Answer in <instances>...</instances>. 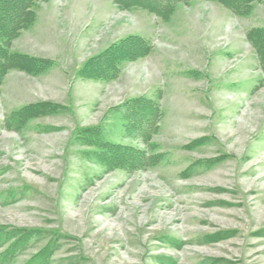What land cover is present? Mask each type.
Segmentation results:
<instances>
[{"label": "rangeland", "instance_id": "obj_1", "mask_svg": "<svg viewBox=\"0 0 264 264\" xmlns=\"http://www.w3.org/2000/svg\"><path fill=\"white\" fill-rule=\"evenodd\" d=\"M33 12L11 50L51 65L0 83V252L15 229L43 232L7 264L47 245L46 264H264V71L248 38L264 27V0L235 13L189 0L163 14L39 0ZM119 41L111 59L127 58L113 77L81 75L86 61L103 73ZM134 98L160 109L147 139L125 118ZM41 101L39 116H10ZM98 139L147 162L106 159Z\"/></svg>", "mask_w": 264, "mask_h": 264}, {"label": "trees", "instance_id": "obj_2", "mask_svg": "<svg viewBox=\"0 0 264 264\" xmlns=\"http://www.w3.org/2000/svg\"><path fill=\"white\" fill-rule=\"evenodd\" d=\"M39 0H0V83L2 82L5 74L11 69L23 70L28 73H39L45 71L51 65L48 59L40 57L30 56L28 54L11 50V41L18 36L22 28L28 26L34 18L33 7ZM118 6L122 8H134L140 7L148 9L151 12L157 14H163L166 11L172 9L178 3L188 2L189 0H113ZM222 3L227 9L232 12H240L245 9L250 3L255 0H216ZM14 6V15L12 18L5 17L4 12L11 11L10 7ZM15 7H17L15 9ZM13 12V11H12ZM2 16V17H1ZM249 40L253 43L261 69L264 71V27L254 28L249 31ZM129 41H119L111 46L107 51L102 54V59L99 61L103 66V73L95 71V65L90 62L83 65L81 69V75L88 77L98 78H111L116 74L117 63L121 60H125L126 56L113 57V52L123 53V49L126 47ZM144 40L140 39L138 44L143 45ZM123 50V51H122ZM122 51V52H120ZM116 56V55H115ZM103 59L105 61H103ZM111 60V61H110ZM110 61V62H109ZM115 61L113 67L112 62ZM99 63V65H100ZM107 63H109L107 65ZM100 67V66H99ZM48 102L41 101L38 103L25 104L21 107L13 110L10 116L15 118L17 124L23 122V120L39 116L49 110ZM128 111L125 114V118L128 119L129 123L133 126L134 132L140 138L147 139L153 133L157 131L159 125L160 109L157 105L147 101L144 98H134L128 105ZM88 133L87 131H85ZM82 135L84 134L81 132ZM90 134H93L91 132ZM86 138V137H84ZM100 143L101 152H106L108 157L111 155H120L121 153L125 156L133 155L137 153L140 158L143 159V164L147 162V158L141 153L137 152L132 147H126L117 145L115 143H103L98 139ZM94 142V141H93ZM95 144V146H97ZM111 158V157H110ZM104 161V160H103ZM43 232V231H42ZM42 232L37 229H15L10 234L13 239L9 244L5 246V249L0 252V264H7L9 260L18 252L23 250L31 243L34 239L40 238ZM10 239V238H9ZM49 245L39 250L24 264H46L48 256L45 253L46 249H49Z\"/></svg>", "mask_w": 264, "mask_h": 264}]
</instances>
